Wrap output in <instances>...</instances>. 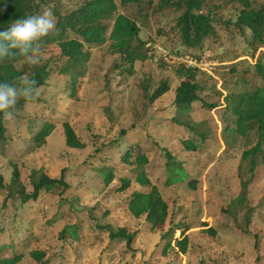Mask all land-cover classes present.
<instances>
[{
	"label": "rangeland",
	"instance_id": "obj_1",
	"mask_svg": "<svg viewBox=\"0 0 264 264\" xmlns=\"http://www.w3.org/2000/svg\"><path fill=\"white\" fill-rule=\"evenodd\" d=\"M217 4L215 19L221 22L236 19L239 0H217ZM44 11L49 10L44 8ZM145 21L140 38L145 43L143 52L147 59L135 62L132 74L126 66H119L118 57L111 55L106 47L90 49L81 69L64 72V59L58 48L47 47L40 52L38 63L48 65L46 86L38 88L33 101L13 113L12 118L5 117L6 146L0 151L4 182L10 181L12 165L16 163L26 193H31L30 183L39 174L58 179L64 171L69 186L65 192L42 191L26 211L32 210L28 220L18 214L22 212L17 210L15 214L13 208H4V196L0 192V247L25 239L29 231L33 234L19 264L41 263L29 257L27 253L31 250L44 251L47 264H264V171L261 166L247 188L249 216L245 217L244 207L234 205L241 181L249 179L241 156L254 144L255 134L246 139L235 137L225 144L219 134L217 115L195 107L188 121L203 123L209 138L205 144H197L196 152L183 149L180 139L191 136L170 123L175 114L174 88L178 83L170 67L179 62H197L174 56L184 48L172 31L171 14H154ZM160 28L167 36L156 34ZM217 35V41L205 42V52L197 64L221 89L222 81L229 75L221 69L219 60L225 61L223 65H230L243 59L250 62V59L246 49L240 48V58L233 62L232 48L222 33ZM74 77L76 83L72 84ZM164 81L170 83L171 90L148 103L152 92ZM42 122L52 123L55 128L45 144L37 147L31 136ZM64 123L72 127L84 145L82 149L66 146ZM123 132H128V137L122 136ZM121 142L141 145L153 160L151 179L158 184L169 207L170 218L161 229L143 230V218H133L122 204L138 186L114 193L111 189L117 180L106 187L97 173L102 166L113 165L109 157L115 151V143ZM152 145L166 147L183 160L189 177L196 181L195 187L164 186L163 160L150 149ZM96 223L140 233L131 249L123 243L110 246ZM178 223L188 224V250L180 254L172 248L162 255L166 241L162 237ZM76 224L81 229L78 240L60 237L65 227ZM179 236L180 232H176L175 238Z\"/></svg>",
	"mask_w": 264,
	"mask_h": 264
},
{
	"label": "trees",
	"instance_id": "obj_2",
	"mask_svg": "<svg viewBox=\"0 0 264 264\" xmlns=\"http://www.w3.org/2000/svg\"><path fill=\"white\" fill-rule=\"evenodd\" d=\"M239 3L236 19L221 22L215 19V13L219 9L217 0H7V7L0 13V28L8 27L18 18L42 13L47 8L55 20V28L43 38L40 48L43 51L50 46L57 47L64 59V72L81 69L89 58L90 49L106 47L111 55L118 57L119 66H126L127 71L132 74L135 62L147 59L140 31L147 24L145 20L154 14L172 15V31L176 32L179 45L184 48L181 52L174 53V56L190 58L198 63L205 52V42L210 39L217 41L218 32L224 35L228 47L232 48L230 52L234 53L233 62L240 58V48L246 49L250 62L243 59L223 65L225 61L219 60L221 69L229 75L227 80L222 81L221 89H218L217 82L212 77H206L199 68L188 67L181 62L174 63L170 72L178 83L174 88L175 114L170 123L189 133L191 137L180 139V144L190 153L196 152L197 144H205L209 138L203 123L188 121L195 107L217 115L219 134L225 144L229 139H246L251 133L255 134L254 144L243 151L241 156V163L244 164L249 179L241 181L240 192L234 201L235 206L246 209L245 217H248L251 209L246 201L247 188L258 167L261 166L264 171V0L261 3L239 0ZM156 34L167 36L163 28L157 29ZM22 74L36 81V91L47 84L48 65H32L21 56H9L0 60V81L14 83L16 77ZM75 81L74 77L72 84ZM170 90V83H159L148 103H153ZM32 101L33 99L18 101L13 113L21 111ZM54 128L49 122L37 125L31 136L35 146L44 145ZM63 130L66 146L73 149L84 147L68 123L63 124ZM7 131L5 117L0 114V151L6 146ZM122 136L128 137V132H123ZM114 148L113 155L109 157L113 165H105L97 170L104 185L109 187L117 180V184L111 189L114 193L126 192L132 185L138 186L122 204L133 218H143V230L153 232L163 228L170 218L169 207L161 196L158 184L151 179L153 160L149 158L146 149L135 143H115ZM152 148L163 160L164 186L188 184L191 188L195 187L196 181L189 177L183 160L178 159L166 147L152 145L150 149ZM30 184L31 193H26L16 163L12 165L8 183L4 182L0 172L3 207L14 209V213L17 210L22 212L18 214L23 215L26 220L32 214V210L26 212L27 209L31 207V203L36 202L42 191L65 192L69 187L65 182L64 171L58 179L39 174ZM96 227L106 235L110 246L123 243L128 249H131L140 233H129L124 227L114 228L109 224L96 223ZM80 230L77 224L67 226L60 237L78 240ZM188 230L187 223H178L168 230L162 237L166 241L161 254L165 255L172 248L180 254H186L189 247L186 236ZM176 232H180L178 238H175ZM32 238L33 234L29 231L25 239L1 246L0 264H19ZM27 254L34 261L47 264L44 261V251L31 250Z\"/></svg>",
	"mask_w": 264,
	"mask_h": 264
},
{
	"label": "clouds",
	"instance_id": "obj_3",
	"mask_svg": "<svg viewBox=\"0 0 264 264\" xmlns=\"http://www.w3.org/2000/svg\"><path fill=\"white\" fill-rule=\"evenodd\" d=\"M0 13L7 7V0H0ZM55 28L50 11L36 13L14 20L8 27L0 28V60L9 56H21L28 63L40 61V44ZM37 83L28 75H19L14 83L0 81V114L13 117V109L20 100L33 99Z\"/></svg>",
	"mask_w": 264,
	"mask_h": 264
},
{
	"label": "built area",
	"instance_id": "obj_4",
	"mask_svg": "<svg viewBox=\"0 0 264 264\" xmlns=\"http://www.w3.org/2000/svg\"><path fill=\"white\" fill-rule=\"evenodd\" d=\"M164 54V53H163ZM184 64L188 67H194V68H198L199 65L195 62H191V61H185Z\"/></svg>",
	"mask_w": 264,
	"mask_h": 264
}]
</instances>
